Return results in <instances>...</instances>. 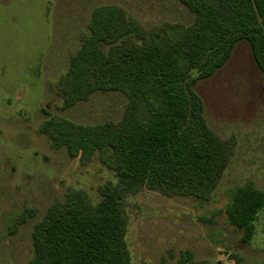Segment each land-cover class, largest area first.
Segmentation results:
<instances>
[{
    "label": "rangeland",
    "instance_id": "obj_1",
    "mask_svg": "<svg viewBox=\"0 0 264 264\" xmlns=\"http://www.w3.org/2000/svg\"><path fill=\"white\" fill-rule=\"evenodd\" d=\"M104 5L123 7L146 31L167 24L175 35L195 21L179 0H0V264H30L35 227L52 207L78 192L98 204L99 189L119 181L97 154L83 165L41 130L51 117L82 126L122 120L120 93H95L63 110L56 88ZM195 90L209 127L234 139L235 153L209 201L148 189L127 197L131 264H183L184 254L208 264H264V210L249 242L228 219L239 188L264 193V85L249 43H238Z\"/></svg>",
    "mask_w": 264,
    "mask_h": 264
},
{
    "label": "trees",
    "instance_id": "obj_2",
    "mask_svg": "<svg viewBox=\"0 0 264 264\" xmlns=\"http://www.w3.org/2000/svg\"><path fill=\"white\" fill-rule=\"evenodd\" d=\"M179 1L195 21L175 35L167 24L146 31L121 6L93 11L89 33L56 85L62 109L95 93H120L127 99L124 116L96 126L51 117L41 130L83 165L97 154L119 181L99 189L98 204L78 192L52 207L35 227L30 264H131L128 196L148 189L209 201L215 193L236 142L209 127L195 87L222 69L242 41L264 85V0ZM263 210L264 193L252 184L235 192L228 219L244 241L252 240ZM184 256L183 264H208Z\"/></svg>",
    "mask_w": 264,
    "mask_h": 264
},
{
    "label": "built area",
    "instance_id": "obj_3",
    "mask_svg": "<svg viewBox=\"0 0 264 264\" xmlns=\"http://www.w3.org/2000/svg\"><path fill=\"white\" fill-rule=\"evenodd\" d=\"M227 262H228V263H232V260H231V259H227Z\"/></svg>",
    "mask_w": 264,
    "mask_h": 264
}]
</instances>
